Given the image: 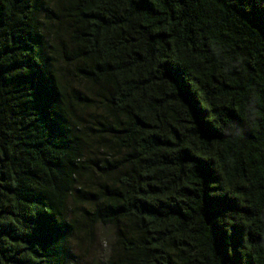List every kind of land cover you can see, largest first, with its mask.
I'll return each mask as SVG.
<instances>
[{
    "label": "trees",
    "instance_id": "1",
    "mask_svg": "<svg viewBox=\"0 0 264 264\" xmlns=\"http://www.w3.org/2000/svg\"><path fill=\"white\" fill-rule=\"evenodd\" d=\"M99 231L87 264H264V0H0V264Z\"/></svg>",
    "mask_w": 264,
    "mask_h": 264
},
{
    "label": "rangeland",
    "instance_id": "2",
    "mask_svg": "<svg viewBox=\"0 0 264 264\" xmlns=\"http://www.w3.org/2000/svg\"><path fill=\"white\" fill-rule=\"evenodd\" d=\"M104 239L103 236L101 235V231H99V234L97 235L95 239V244L94 248L90 250V253L84 257L83 261L81 262L82 264H87L91 261L92 255L95 256H100L105 252L106 245L105 243H101V240ZM86 262V263H85Z\"/></svg>",
    "mask_w": 264,
    "mask_h": 264
}]
</instances>
